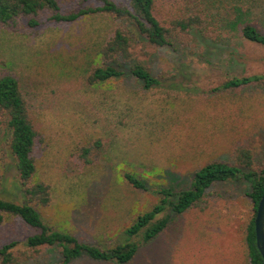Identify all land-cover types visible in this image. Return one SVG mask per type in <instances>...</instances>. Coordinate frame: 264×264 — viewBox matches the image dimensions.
<instances>
[{"label": "rangeland", "instance_id": "374dc122", "mask_svg": "<svg viewBox=\"0 0 264 264\" xmlns=\"http://www.w3.org/2000/svg\"><path fill=\"white\" fill-rule=\"evenodd\" d=\"M60 1L67 12L80 0ZM255 13L264 21V12ZM114 25L97 17L29 28L21 19L0 30V76L20 80L38 133L37 179L51 189L50 204L39 208L43 220L102 247L122 240L139 215L158 205L162 188L190 189L206 164L234 165L238 151L250 149L256 169H264V82L219 90L232 75L264 74L263 48L239 39L223 46L195 40L188 46L179 39L139 59L154 77L176 84L147 92L127 72L112 90L91 87L86 70L94 47ZM187 57L195 59L189 84L175 68ZM5 132L2 124L0 196L22 201ZM127 174L145 182L146 190L136 189ZM250 192L246 180L214 184L203 203L183 215L170 212L166 230L129 264H249ZM36 233L22 219L8 218L0 225V248L18 242V255ZM23 264H60L59 250L43 248ZM71 264L115 263L84 257Z\"/></svg>", "mask_w": 264, "mask_h": 264}, {"label": "trees", "instance_id": "16d2710c", "mask_svg": "<svg viewBox=\"0 0 264 264\" xmlns=\"http://www.w3.org/2000/svg\"><path fill=\"white\" fill-rule=\"evenodd\" d=\"M255 10L264 12V0H80L67 12L63 11L60 0H0V30L21 19L27 21L29 28L43 23L75 24L97 17L110 19L115 25L94 47L86 70L88 85L112 90L130 72L145 91L151 92L174 82L154 77L139 59L153 51L175 47L179 39L188 46L194 40L197 44L211 42L223 46L239 39L264 49L263 16L257 19ZM187 58L175 68L189 84L193 78L191 60L195 59ZM261 82L264 74L232 75L219 90L233 92ZM34 120L19 78L11 73L1 75L0 126L3 124L6 129L4 141L18 171L13 183L22 191V201L0 196V225L8 218H20L38 233L25 240L26 251L18 255V242L1 247L0 264H23L37 258L43 248L50 247L59 250L60 264H71L84 257L103 263L129 264L143 246L166 230L170 212L183 215L203 203L214 184L241 180L250 184L248 196L255 212L245 229L249 264H264L255 235L257 208L264 195V169H256L250 149L239 150L234 165L213 162L199 168L190 189L176 193L172 188H162L163 198L158 205L139 215L122 240L102 247L83 243L73 233L57 231L44 222L39 208L50 204L51 189L37 179L33 153L38 133ZM83 152L90 151L85 148ZM126 177L136 189L146 190L147 184L136 176L127 174Z\"/></svg>", "mask_w": 264, "mask_h": 264}, {"label": "water", "instance_id": "95a60500", "mask_svg": "<svg viewBox=\"0 0 264 264\" xmlns=\"http://www.w3.org/2000/svg\"><path fill=\"white\" fill-rule=\"evenodd\" d=\"M255 235L257 249L264 260V195L257 208L255 218Z\"/></svg>", "mask_w": 264, "mask_h": 264}]
</instances>
